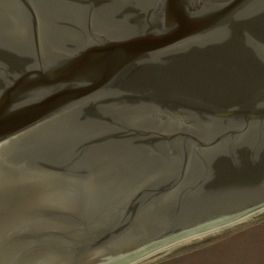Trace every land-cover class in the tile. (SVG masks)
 Segmentation results:
<instances>
[{
    "label": "water",
    "instance_id": "water-1",
    "mask_svg": "<svg viewBox=\"0 0 264 264\" xmlns=\"http://www.w3.org/2000/svg\"><path fill=\"white\" fill-rule=\"evenodd\" d=\"M264 209V0H0V264H125Z\"/></svg>",
    "mask_w": 264,
    "mask_h": 264
},
{
    "label": "rangeland",
    "instance_id": "rangeland-1",
    "mask_svg": "<svg viewBox=\"0 0 264 264\" xmlns=\"http://www.w3.org/2000/svg\"><path fill=\"white\" fill-rule=\"evenodd\" d=\"M207 231L125 264H264V209Z\"/></svg>",
    "mask_w": 264,
    "mask_h": 264
},
{
    "label": "bare ground",
    "instance_id": "bare-ground-1",
    "mask_svg": "<svg viewBox=\"0 0 264 264\" xmlns=\"http://www.w3.org/2000/svg\"><path fill=\"white\" fill-rule=\"evenodd\" d=\"M250 215H251V214H250ZM248 216H249V215H248ZM248 216H247V217H248ZM218 228H220V226L216 227L215 229H218ZM209 231H210V230H209ZM205 232H208V231H203V232H200V233H196V234H193V235H190V236L184 237V238H182V239H179V241L189 239V238H191V237H194V236L200 235V234L205 233ZM179 241L172 242V244H174V243H176V242H179ZM172 244H169L168 246H170V245H172ZM166 247H167V245H166ZM163 248H164V247H163ZM161 249H162V248H161ZM159 250H160V249H159ZM157 251H158V250H157Z\"/></svg>",
    "mask_w": 264,
    "mask_h": 264
}]
</instances>
